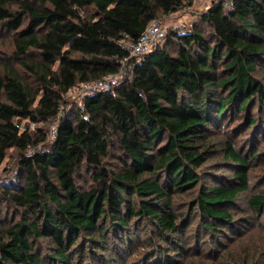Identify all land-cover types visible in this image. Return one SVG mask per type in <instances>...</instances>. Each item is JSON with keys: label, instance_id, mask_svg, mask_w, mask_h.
Here are the masks:
<instances>
[{"label": "trees", "instance_id": "trees-1", "mask_svg": "<svg viewBox=\"0 0 264 264\" xmlns=\"http://www.w3.org/2000/svg\"><path fill=\"white\" fill-rule=\"evenodd\" d=\"M192 2L0 0V28L14 32V56L39 83L33 88L13 64L0 63V165L16 146L25 171L22 185L4 190L22 217L0 230V264H74L73 254L83 261L86 251L105 260L97 251L108 249L111 233L131 239V221L140 217L161 241L182 240L187 218L172 201L199 182L209 127L236 111L243 126L264 128V76H256L264 67V0L210 5L201 24L172 29L165 46L134 57L115 88L83 97L76 111L60 109L77 84L120 71L123 40ZM177 42L171 53L167 47ZM18 119H57L54 140L38 149L45 138L34 139ZM111 133L126 155L118 170L103 165ZM258 153L247 158L227 143V156L246 169L193 201L205 230L232 223L228 207L246 189L247 163ZM83 166L95 172L89 189L76 181ZM250 203L261 209L264 196ZM39 238L53 244L49 257L38 254Z\"/></svg>", "mask_w": 264, "mask_h": 264}, {"label": "rangeland", "instance_id": "rangeland-1", "mask_svg": "<svg viewBox=\"0 0 264 264\" xmlns=\"http://www.w3.org/2000/svg\"><path fill=\"white\" fill-rule=\"evenodd\" d=\"M209 6V0H193L177 12L160 15L156 20L168 32L172 29L185 32L201 24V15ZM203 27L206 30L208 28L206 24ZM13 39L14 32L0 28V63L13 64L23 79L36 89L39 87L38 81L14 56ZM166 44L167 40L163 46ZM178 45V42L173 43L167 49L175 53ZM256 76H264V67L259 68ZM80 85L81 83L77 84L64 95L65 102L61 105L60 115L65 109L76 111L82 104ZM57 121L54 119L50 122L35 123L29 119H18L23 128L31 130L34 139L45 138L38 144V149L44 148L54 140ZM244 122L242 113L232 111L219 126L209 127V138L204 151L206 161L197 170L201 178L195 187L185 192H176L172 201L173 209L187 218V229L180 233L181 241L173 238L161 241L149 218H133L129 226L131 239L123 240L118 233H111L108 249L97 251L99 255L103 254L105 260L94 258L93 253L86 251L83 261L73 254L74 264H264V205L261 209H255L250 203L253 196H264V128L258 133L256 129L243 126ZM110 139L109 154L103 165L110 170H118L122 158L126 155L117 135L111 133ZM227 143L247 158L253 156L256 149L259 153L247 163L246 189L240 192L235 202L228 207L232 211V223L222 226L219 232L211 233L202 226L196 209L191 208L202 190L211 186H229L230 181L234 179V172L246 169L227 156ZM34 151V146H31L26 154L31 155ZM20 153L18 147H11L0 165V230L9 222L22 217L21 209L4 191H15L17 186L24 182L25 171L20 164ZM94 174L90 167L80 168L76 174L79 188L89 189L95 186ZM48 201L51 204V201ZM35 242L39 255L49 257L52 254L53 244L50 240L39 238ZM161 257L163 261L159 262Z\"/></svg>", "mask_w": 264, "mask_h": 264}, {"label": "built area", "instance_id": "built-area-1", "mask_svg": "<svg viewBox=\"0 0 264 264\" xmlns=\"http://www.w3.org/2000/svg\"><path fill=\"white\" fill-rule=\"evenodd\" d=\"M209 2L210 5H229L232 3V0H209ZM167 34V29L155 19L138 38L123 40L122 44L128 53L121 59L122 67L120 71L104 78L81 83L80 92L82 98L96 92L112 90L119 85L125 71L127 69L130 71L133 69L136 63L133 61V58L149 53L158 47H162L167 40Z\"/></svg>", "mask_w": 264, "mask_h": 264}]
</instances>
